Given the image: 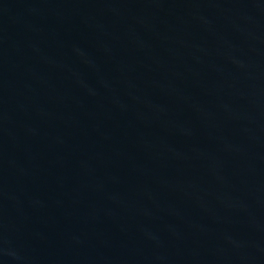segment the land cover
Returning a JSON list of instances; mask_svg holds the SVG:
<instances>
[{
    "label": "water",
    "instance_id": "water-1",
    "mask_svg": "<svg viewBox=\"0 0 264 264\" xmlns=\"http://www.w3.org/2000/svg\"><path fill=\"white\" fill-rule=\"evenodd\" d=\"M0 264H264V0H0Z\"/></svg>",
    "mask_w": 264,
    "mask_h": 264
}]
</instances>
